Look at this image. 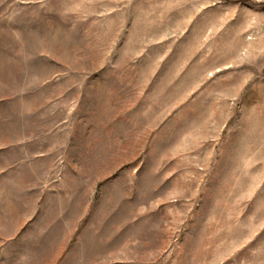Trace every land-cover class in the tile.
<instances>
[{"label":"rangeland","instance_id":"374dc122","mask_svg":"<svg viewBox=\"0 0 264 264\" xmlns=\"http://www.w3.org/2000/svg\"><path fill=\"white\" fill-rule=\"evenodd\" d=\"M0 264H264V0H0Z\"/></svg>","mask_w":264,"mask_h":264}]
</instances>
